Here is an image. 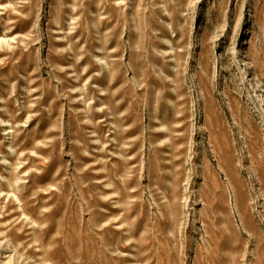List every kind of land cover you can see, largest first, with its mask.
Returning <instances> with one entry per match:
<instances>
[{
    "label": "rangeland",
    "instance_id": "1",
    "mask_svg": "<svg viewBox=\"0 0 264 264\" xmlns=\"http://www.w3.org/2000/svg\"><path fill=\"white\" fill-rule=\"evenodd\" d=\"M0 264H264V0H0Z\"/></svg>",
    "mask_w": 264,
    "mask_h": 264
}]
</instances>
